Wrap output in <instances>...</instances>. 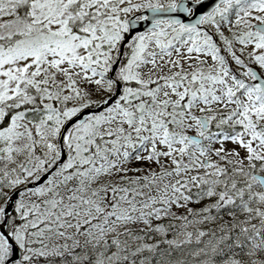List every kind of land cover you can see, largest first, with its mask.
<instances>
[{
	"label": "snow or ice",
	"instance_id": "1",
	"mask_svg": "<svg viewBox=\"0 0 264 264\" xmlns=\"http://www.w3.org/2000/svg\"><path fill=\"white\" fill-rule=\"evenodd\" d=\"M0 264H264V0H0Z\"/></svg>",
	"mask_w": 264,
	"mask_h": 264
}]
</instances>
